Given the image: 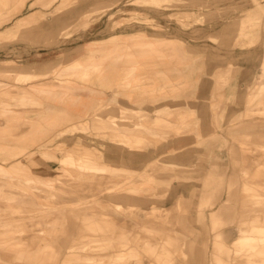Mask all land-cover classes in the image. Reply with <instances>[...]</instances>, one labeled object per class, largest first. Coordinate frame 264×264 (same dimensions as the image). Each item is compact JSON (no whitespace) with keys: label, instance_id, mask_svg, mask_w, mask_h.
I'll return each mask as SVG.
<instances>
[{"label":"rangeland","instance_id":"374dc122","mask_svg":"<svg viewBox=\"0 0 264 264\" xmlns=\"http://www.w3.org/2000/svg\"><path fill=\"white\" fill-rule=\"evenodd\" d=\"M0 264H264V0H0Z\"/></svg>","mask_w":264,"mask_h":264},{"label":"bare ground","instance_id":"6f19581e","mask_svg":"<svg viewBox=\"0 0 264 264\" xmlns=\"http://www.w3.org/2000/svg\"><path fill=\"white\" fill-rule=\"evenodd\" d=\"M191 56H192V55H191ZM99 61H100V60H98L96 64H98ZM165 77H166V76H165ZM166 78H167V77H166ZM105 104H106V103H105ZM101 105H102V103L98 104L97 107H98V106H101ZM97 107H96V108H97ZM96 108H95V109H96ZM185 209H186V208H185ZM260 226H261V225H258V227H260ZM256 228H257V226H255V227H253V228L251 227L249 231H250V232H252V231L254 232V230H255ZM252 229H254V230H252ZM241 230H242V229H241ZM239 236H240V235H239ZM247 239L254 240L255 242H256V241L258 242V238L255 237L254 234H250V235H248L247 232H246V235H243V236H242V240H241V242H244V241L247 240ZM235 242H237V241H235ZM234 246H235V243H234ZM236 247H237V246H235V248H236ZM178 248H179V247H178ZM178 248H176V249L178 250ZM237 248H239V247H237ZM237 248H236V249H237ZM240 249H241V248H240ZM240 249H239V250H240ZM240 251H241V250H240ZM182 252H183V250H182ZM178 253H179V252H178Z\"/></svg>","mask_w":264,"mask_h":264},{"label":"crops","instance_id":"0c3cea01","mask_svg":"<svg viewBox=\"0 0 264 264\" xmlns=\"http://www.w3.org/2000/svg\"><path fill=\"white\" fill-rule=\"evenodd\" d=\"M74 112L75 113H77L75 110H74ZM72 114H74V113H72ZM222 214V213H221ZM263 224H261V226H262ZM252 227V225H250V228ZM254 240H250V239H247V240H245L244 242H246V243H249L250 245H251V247H252V245H254V242H253ZM256 243H258L257 241L255 242V245H256ZM217 245H219V247H220V249H217L218 251H224L225 249H226V245H224L223 243H217ZM219 262H223V260H221V259H217Z\"/></svg>","mask_w":264,"mask_h":264}]
</instances>
